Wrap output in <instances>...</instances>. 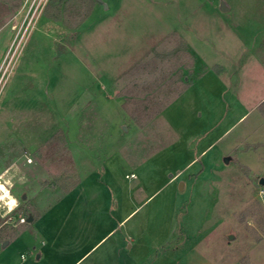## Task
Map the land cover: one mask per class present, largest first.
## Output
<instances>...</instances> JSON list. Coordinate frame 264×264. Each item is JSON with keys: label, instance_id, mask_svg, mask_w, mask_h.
<instances>
[{"label": "rangeland", "instance_id": "obj_1", "mask_svg": "<svg viewBox=\"0 0 264 264\" xmlns=\"http://www.w3.org/2000/svg\"><path fill=\"white\" fill-rule=\"evenodd\" d=\"M221 1L0 0V220L27 224L20 219L34 214L39 193L77 182L83 162L98 152L102 159L120 148L141 165L162 145L147 136L170 135L167 107L207 73L212 85L198 87L206 101L217 98L219 116L220 102L232 97L255 106L224 140L240 138L234 150L204 163L202 174L172 177L208 186L200 191L212 227L203 244L208 258L251 255L261 264L264 0H224L225 12ZM260 122L261 136L242 140ZM136 171L133 183L142 181ZM147 174L148 187L136 192L139 222L168 217L180 200L165 175Z\"/></svg>", "mask_w": 264, "mask_h": 264}, {"label": "crops", "instance_id": "obj_2", "mask_svg": "<svg viewBox=\"0 0 264 264\" xmlns=\"http://www.w3.org/2000/svg\"><path fill=\"white\" fill-rule=\"evenodd\" d=\"M206 74L167 107L162 119L169 124L170 135L160 140L147 136L145 141L162 145L141 165L134 166L136 160L131 165L132 156H125L120 148L107 151L102 159L100 152L98 157L87 156L89 161L83 162L77 182L65 189L54 186L45 194L39 193L34 200V214L27 217V224L0 220V264H252L257 261L251 255L246 261L231 258L229 262H219L208 258L203 244L212 227L205 225L208 216L202 213L201 205L206 196L200 193L208 186L205 188L202 182L176 181L172 177L202 174L204 163L210 164L214 158L234 150L240 138L229 143L224 140L255 106L232 97L228 104L220 102L223 106L219 116L217 98L208 102L201 97L203 83L199 87L198 83L209 80L212 85ZM204 90L207 95L209 90ZM258 117L261 119V114ZM259 129L261 122L242 140L260 135ZM221 141L224 142L221 148L211 156ZM261 149L260 146L258 151ZM165 152L170 157L164 156ZM184 156H187L185 162ZM136 168H140L143 177L142 181L133 183L141 175L136 173ZM172 169L177 172L171 173ZM155 173L165 175V184L180 200L175 202L168 217H143L141 222L136 221L133 219L138 208L136 192L148 187L144 175ZM179 192L186 194L181 197ZM189 200L194 202L187 212L183 206ZM260 241L261 264H264V235Z\"/></svg>", "mask_w": 264, "mask_h": 264}, {"label": "water", "instance_id": "obj_3", "mask_svg": "<svg viewBox=\"0 0 264 264\" xmlns=\"http://www.w3.org/2000/svg\"><path fill=\"white\" fill-rule=\"evenodd\" d=\"M220 10L223 11V12L229 10V6L227 5V3H226L224 0H222L221 3H220ZM229 160H230L229 157H225V158H224V161H225V162H229ZM260 182H261L262 184H264V179H261ZM230 237L232 238L233 236H230ZM6 244H7V242H5L3 245H6Z\"/></svg>", "mask_w": 264, "mask_h": 264}, {"label": "bare ground", "instance_id": "obj_4", "mask_svg": "<svg viewBox=\"0 0 264 264\" xmlns=\"http://www.w3.org/2000/svg\"><path fill=\"white\" fill-rule=\"evenodd\" d=\"M4 190V185L0 182V200L1 198H3V194L1 193ZM5 192V191H4ZM3 192V193H4ZM11 196V195H10ZM11 201V200H10ZM14 201V199H12V202ZM9 203V202H8ZM9 207V206H8ZM11 209V208H10Z\"/></svg>", "mask_w": 264, "mask_h": 264}, {"label": "built area", "instance_id": "obj_5", "mask_svg": "<svg viewBox=\"0 0 264 264\" xmlns=\"http://www.w3.org/2000/svg\"><path fill=\"white\" fill-rule=\"evenodd\" d=\"M20 221H21V222H26L27 220H26L24 217H22V218L20 219Z\"/></svg>", "mask_w": 264, "mask_h": 264}]
</instances>
